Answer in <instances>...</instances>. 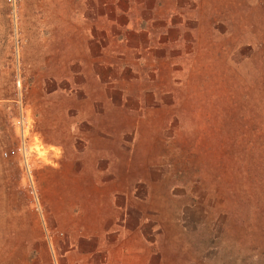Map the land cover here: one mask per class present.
I'll return each instance as SVG.
<instances>
[{
  "label": "rangeland",
  "instance_id": "obj_1",
  "mask_svg": "<svg viewBox=\"0 0 264 264\" xmlns=\"http://www.w3.org/2000/svg\"><path fill=\"white\" fill-rule=\"evenodd\" d=\"M154 1L0 0V264H264V0Z\"/></svg>",
  "mask_w": 264,
  "mask_h": 264
},
{
  "label": "crops",
  "instance_id": "obj_2",
  "mask_svg": "<svg viewBox=\"0 0 264 264\" xmlns=\"http://www.w3.org/2000/svg\"><path fill=\"white\" fill-rule=\"evenodd\" d=\"M76 1H80L81 6L80 7H84L83 6V2L85 0H76ZM99 3V2H98ZM132 3V0H129V4ZM136 3V1H135ZM151 6L146 5L147 7H145L147 12H151L150 10H152L153 7L158 8V11L160 10V4L161 5V9L163 8H167V6L164 3V0H155L154 3L152 2L150 4V2L148 3ZM179 7L181 8L182 5H184V3H179ZM178 3L175 4V7H177ZM99 6H101V4L99 3ZM132 7V4H131ZM162 11V10H161ZM100 14V13H99ZM99 16V15H98ZM100 17H97V19L99 20ZM91 20H95V18H89L87 15H79V16H75V17H70L69 22L73 25L75 24H90L92 23ZM141 20V21H140ZM157 20H161V25L157 26L156 25V21ZM170 20V19H169ZM134 21H138L139 24L142 25V27L138 28L136 31L138 32H147L148 34L145 36V39H142V41L140 42V44L138 45V40L133 39L131 41V44H133L134 46L137 45L138 47H141V49H144L146 51H182V45L180 42H178V38H175V41L173 42V47L171 50V47H168L169 45V38L167 37H162V38H157L156 33L158 31H160L162 34H167L170 31V28L173 29L174 25L176 22H178V20L174 21V24L172 25L170 22L165 26V17H160L158 14L157 15H153L151 13H148L146 16H141V18H136V17H131L130 22H134ZM140 21V22H139ZM145 25V26H144ZM156 25V26H154ZM74 30V29H73ZM84 30L87 32V28H84ZM94 32L96 30H93ZM84 32V31H83ZM165 36V35H164ZM154 37V38H153ZM162 39V40H161ZM161 40V41H159ZM183 41V40H182ZM137 47V49H138ZM147 48V49H146ZM174 49V50H173ZM184 51H185V47H184ZM187 51V50H186ZM189 51V50H188ZM82 118V117H81Z\"/></svg>",
  "mask_w": 264,
  "mask_h": 264
},
{
  "label": "built area",
  "instance_id": "obj_3",
  "mask_svg": "<svg viewBox=\"0 0 264 264\" xmlns=\"http://www.w3.org/2000/svg\"><path fill=\"white\" fill-rule=\"evenodd\" d=\"M5 1H6V3L9 6L14 7V5L16 4V2H18L19 0H5ZM16 124L20 128V132H21V142L18 144V146L14 150H16L17 152L20 153V155L22 157V161L24 162L25 167L27 168L28 167V164H27L26 152H25L26 151V145H25V139L26 138H24V136H25L24 135V131H25V129H27V123L26 122L24 123L23 118L20 117V119H17ZM14 150H9L8 152L7 151H4L3 152V155L4 156H7L10 153H14ZM28 187H29V191H31V193H34L33 185L31 184V182L28 183Z\"/></svg>",
  "mask_w": 264,
  "mask_h": 264
}]
</instances>
